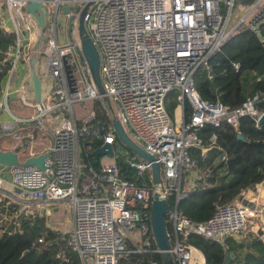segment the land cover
Masks as SVG:
<instances>
[{"label":"built area","instance_id":"1","mask_svg":"<svg viewBox=\"0 0 264 264\" xmlns=\"http://www.w3.org/2000/svg\"><path fill=\"white\" fill-rule=\"evenodd\" d=\"M242 1L43 0L48 41L36 51L28 40L39 30L26 12L27 0H0V9L11 14L15 25V45L5 53V61L11 64L8 73L18 60L28 61L34 55L43 58L39 73L47 82L40 104L22 103L32 111L29 116L14 115L7 97H0V116L7 113L12 119L0 121V138L30 124L45 134L48 129L43 119L54 115L59 120L50 145L29 156L49 151L46 170L29 165L2 167L0 199L12 198L26 214L68 202L73 225L66 243L82 264H121L132 254L151 251L152 244L156 245L150 227L153 185L146 184L145 179L152 182V163L135 154L118 155L120 162L132 169V179L121 174L117 162L107 163L108 156L100 157L96 167L86 169L80 160L79 139L91 136L101 146L108 143L114 148L117 136L113 121L117 120L128 138L154 158L166 197L172 192L176 201L183 197L182 176L193 169L185 151L208 150L198 132L205 125L218 128L222 121L237 129L239 119L246 116L258 125L264 114L256 109V104L264 101V90L255 91L241 106L229 110L219 102L202 100L194 86L198 70L212 80L209 59L239 27L259 34L264 25V0ZM88 2L91 5L84 16V28L98 53L104 95L99 94L85 61L81 64L78 41L64 38L60 44L56 34L59 13L67 19L70 16L62 8L74 6L79 13ZM236 4L246 12L231 24ZM64 59L73 72L76 91L72 94L65 78ZM233 66L239 69V64ZM171 92L178 93L180 122L172 121L165 109ZM88 100L94 102V108L84 121L56 114L60 109L71 111L73 103ZM98 103L109 119L106 124L99 118L101 111L95 109ZM185 104L191 109L189 122L184 120ZM209 142L211 147L215 145V135ZM219 161L227 163L222 152ZM9 205L16 210L7 201ZM261 214L259 205L239 206L233 202L218 206L206 222L195 223L175 206L165 215L172 227L168 233L169 253L175 264H198L197 249L186 242L190 235L223 244L227 236L239 234L249 220L259 219ZM154 252L160 254L157 247Z\"/></svg>","mask_w":264,"mask_h":264},{"label":"trees","instance_id":"2","mask_svg":"<svg viewBox=\"0 0 264 264\" xmlns=\"http://www.w3.org/2000/svg\"><path fill=\"white\" fill-rule=\"evenodd\" d=\"M15 41V33L5 32L0 25V90L11 69V64L5 61V53L15 45ZM233 64H239L237 71ZM209 65L212 68V80H207L201 70L194 74L193 79L195 89L204 101L219 102L229 110H234L252 97L255 91H263L264 25L260 27L259 34L244 26L239 27L219 51L211 56ZM96 105L95 109L101 111L98 113L100 120L106 124L109 119L105 111L99 103ZM178 106V93H169L165 109L172 121ZM256 109L264 113V101L257 103ZM60 113L68 118L66 110L56 112ZM190 117L191 109L185 104V122H189ZM26 129L36 136L38 133L44 135L34 124L21 127V131ZM238 134L244 141L237 138ZM212 135L216 137L213 147L209 142ZM198 136L208 150L205 153L194 148L185 151L187 163L193 164V169L191 173L182 176L180 191L183 197L176 201V194L172 192L167 195L166 203L168 211L177 206L182 216L195 223H203L214 214L218 206L233 203L242 192L264 182V125H257L252 117L246 116L239 119L237 129L222 121L218 128L205 125ZM116 141L125 149L124 153L134 155L118 139ZM79 144L80 160L87 169L91 166L90 154L101 146V142L91 136H84L79 139ZM113 151L117 156L120 155L115 148ZM14 152L19 156L18 151ZM220 152L226 155L229 169L227 163L219 161ZM116 161L120 164L121 174L132 179V169L119 159ZM187 181L191 183L189 186ZM145 182L152 185L148 177ZM165 221L167 233L170 234L172 227L166 216ZM66 238L46 227L43 218L16 217L13 207L6 206L0 199V264H82L78 254L67 246ZM186 242L202 253L205 264H224L225 252L229 247L195 235H190ZM155 248L156 245L152 244L151 251L132 254L121 264H160L162 258L154 252ZM252 249L256 254H248L244 264H264V238L256 239Z\"/></svg>","mask_w":264,"mask_h":264},{"label":"water","instance_id":"3","mask_svg":"<svg viewBox=\"0 0 264 264\" xmlns=\"http://www.w3.org/2000/svg\"><path fill=\"white\" fill-rule=\"evenodd\" d=\"M243 4L246 3V0L242 1ZM91 5V2H88L84 8L78 13V8L74 6L62 8L64 14H69L68 22V38L70 41H73L71 30L72 23L75 18L78 16V44L79 48L77 49L79 59L81 64L85 61L92 81L94 82L99 94L104 95V90L102 83L99 77V57L89 36L86 34L84 28V16L88 7ZM26 12L34 20L36 26L39 30V41L35 48L36 51L40 50L42 44L47 43V37L44 36L45 30H47V17H46V8L44 6L43 0H27L26 3ZM71 13V14H70ZM36 56L30 59V75L32 81V91L34 97V104H40L42 96V81L38 77L35 70ZM64 73L67 81V86L69 93L72 94L76 91L75 81L73 78V72L71 67L68 65L66 59H64ZM103 101L106 104H109V100L106 96H103ZM258 125H264V114L258 121ZM113 129L117 136V139L127 147L131 152H133L140 159L146 160L152 163V185H153V197L151 202L150 209V227L152 235L156 244L157 249L160 252L162 258V264H175L170 253V242L168 238V233L166 229L165 215L168 212V207L166 203V195L162 189V182L160 179L159 167L154 163V158L134 144L128 136L123 131L120 123L117 120L113 121ZM237 138L244 141L243 137L238 134ZM50 152L47 151L42 155L35 157H29L24 161H21L18 154L11 150H1L0 149V166L3 167H12V166H34L41 171L46 170L45 162L49 158ZM108 156L109 158H114L117 155L114 153L113 148L110 144L104 143L101 147L94 149L90 154L92 158L91 166L96 167L98 165V160L100 157ZM117 159L120 158L117 156ZM228 169L230 168L229 162H227ZM264 186V182L261 183ZM230 254L228 251L225 252L224 264H229Z\"/></svg>","mask_w":264,"mask_h":264},{"label":"crops","instance_id":"4","mask_svg":"<svg viewBox=\"0 0 264 264\" xmlns=\"http://www.w3.org/2000/svg\"><path fill=\"white\" fill-rule=\"evenodd\" d=\"M0 25L5 32L14 33L15 31L14 19L12 18L11 14L6 11V9H0ZM39 36V32L35 31L28 40L30 43V47H32L33 49H35L38 44ZM45 37H47V35H45ZM43 45L45 44H42L41 48L43 47ZM32 57H34V55H31L30 59ZM30 59L28 61L21 59L15 63L13 71L6 75L0 90V97H7L9 104L14 108L12 113L16 116L25 117L32 114V111L30 109L22 108V103H34L32 81L30 75ZM42 61V57L40 59L37 58L35 63V70L38 77L42 81L43 95L46 90L47 82L42 79L39 73V65L42 64ZM17 103H20V106L17 105V107H15ZM177 111H179L178 108L175 112ZM47 120L49 121V123L54 124L58 122L56 116L54 115L52 117H48ZM0 121L11 122L12 119L7 113H3L0 116ZM6 137H10V135ZM49 140V144H44L42 150L50 145L52 137H49ZM0 148L4 151L11 150V147H9V140L8 145H1ZM1 169L3 168H1L0 166V170ZM5 178L6 180H8L7 176ZM190 182L192 183V178L190 179ZM191 183H188L187 181V186H189ZM234 203L239 206L248 207L259 205L260 210L262 211L259 219L249 220L242 232H240L239 234L227 236L222 244L223 246H227L230 248H228V252L231 253L229 257V264H244L245 258L248 254H256L252 249L253 242L256 239L263 240L264 238V186L259 184L256 185L253 189L245 190L241 193L239 198L234 201ZM195 258L197 259L198 264H205L204 257L199 250H197Z\"/></svg>","mask_w":264,"mask_h":264},{"label":"rangeland","instance_id":"5","mask_svg":"<svg viewBox=\"0 0 264 264\" xmlns=\"http://www.w3.org/2000/svg\"><path fill=\"white\" fill-rule=\"evenodd\" d=\"M245 12H246L245 8H243L239 4H236L232 12L231 24H234L239 18L243 16V14H245ZM59 16L60 13L58 17ZM58 17H57V25H56V34L59 43L61 44L64 38L67 41L69 40L68 38L69 19H67L64 15H61L59 18ZM71 34L73 39L76 41L78 39V16L75 18L74 22L72 23ZM17 105L20 106V103H17L15 107H17ZM9 108L11 112L14 109L11 105L9 106ZM22 108L28 109V108H24L23 105ZM93 108H94V102L91 100L79 102V103H73L71 105V111L68 110L69 113L67 112V114L68 116L69 115L72 116L77 121H84L86 118L89 117ZM114 110H116L115 107ZM181 119H182V113L179 110L174 114V121L180 122ZM43 121L45 123V127L48 129V131L44 132L45 133L44 135L38 133L36 136L34 135V133H32L31 130L26 129L25 131H21V129H19L17 130V132L13 133L10 137L0 138V146L8 145V140H9V147H11L10 149L12 151L16 150L20 153L19 158L21 161L27 155L40 153L43 148V145L49 144L50 142L49 137H52L53 132L59 123V120H57L58 122L55 124L49 123L47 118L43 119ZM30 136H32V138H30ZM116 144L117 145L114 147L116 153L120 155L125 154L124 153L125 149L121 145H119L117 141ZM80 154H81V146H80ZM116 160L117 157H114V158H109L106 162L112 164V163H116L117 162ZM7 199L1 198V202L6 204L8 201L12 205H14V207L16 208L15 214L16 217L18 218H20L21 216L23 217L25 216V218L31 217L32 219L43 218L46 223V227H48L50 230L54 232L61 234V236H67L72 229L73 216H72V210L68 202H64L62 204H56L54 206H50L49 208H39L38 211L29 210L30 213L26 214L22 210L18 209L19 207H17V205L13 202L12 198H7Z\"/></svg>","mask_w":264,"mask_h":264}]
</instances>
